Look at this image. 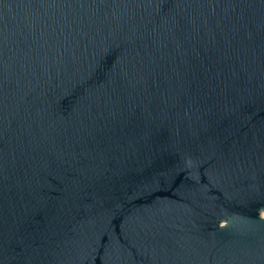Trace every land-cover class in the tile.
Segmentation results:
<instances>
[{
	"label": "water",
	"instance_id": "obj_1",
	"mask_svg": "<svg viewBox=\"0 0 264 264\" xmlns=\"http://www.w3.org/2000/svg\"><path fill=\"white\" fill-rule=\"evenodd\" d=\"M264 0H0V264H264Z\"/></svg>",
	"mask_w": 264,
	"mask_h": 264
},
{
	"label": "rangeland",
	"instance_id": "obj_2",
	"mask_svg": "<svg viewBox=\"0 0 264 264\" xmlns=\"http://www.w3.org/2000/svg\"><path fill=\"white\" fill-rule=\"evenodd\" d=\"M261 215L264 216V211L261 212Z\"/></svg>",
	"mask_w": 264,
	"mask_h": 264
}]
</instances>
